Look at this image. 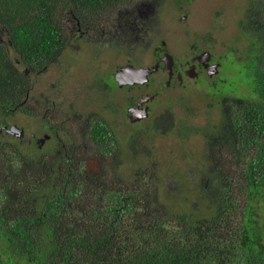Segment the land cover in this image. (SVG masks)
I'll list each match as a JSON object with an SVG mask.
<instances>
[{
  "label": "trees",
  "instance_id": "trees-1",
  "mask_svg": "<svg viewBox=\"0 0 264 264\" xmlns=\"http://www.w3.org/2000/svg\"><path fill=\"white\" fill-rule=\"evenodd\" d=\"M109 1L0 0V123L39 125L34 110H26L37 116L34 122L10 119L24 117L34 84L28 72L65 46L62 14L73 5L102 11ZM247 2L239 26L251 43L256 94L215 100L223 111L212 123L236 132L235 144L228 137L227 161L220 163L207 146L198 169L199 162L184 156L181 135L165 145L167 152L141 153L125 123L104 132L116 135L105 141L112 144V162L94 169L56 154L42 157L40 148L3 130L0 264H264V0ZM213 107L209 102L208 114ZM110 172L116 179H105Z\"/></svg>",
  "mask_w": 264,
  "mask_h": 264
},
{
  "label": "flooded vegetation",
  "instance_id": "flooded-vegetation-1",
  "mask_svg": "<svg viewBox=\"0 0 264 264\" xmlns=\"http://www.w3.org/2000/svg\"><path fill=\"white\" fill-rule=\"evenodd\" d=\"M195 5V0H112L96 12L73 5L62 14L65 46L49 63L28 72L34 84L23 104L24 117L34 122L37 116L26 110L36 111L39 125L6 121L0 132L40 148L42 157L56 154L61 162H87L96 169L112 162V144L105 141L114 142L116 135L104 132L127 123L141 153L167 152L165 145L181 135L184 156L199 162L198 169L207 146L226 162L228 137L232 145L236 141L234 127L228 135L225 123H212L223 110L208 114V95L190 86L201 77L213 79L223 65L216 30L189 27ZM23 68L27 71L26 64ZM106 178L116 176L110 172Z\"/></svg>",
  "mask_w": 264,
  "mask_h": 264
},
{
  "label": "rangeland",
  "instance_id": "rangeland-1",
  "mask_svg": "<svg viewBox=\"0 0 264 264\" xmlns=\"http://www.w3.org/2000/svg\"><path fill=\"white\" fill-rule=\"evenodd\" d=\"M247 1L249 0H195L194 15L189 17V27L203 26V28L214 29L217 32L215 34L223 43L220 47L223 53V65L220 73L213 79L201 77L196 85L190 84L191 91L208 95L205 102L215 104L214 112L220 110L215 101L220 98H255L254 64L253 62L249 63L248 56L251 43L246 37L247 34L239 26L244 16L245 3H249ZM3 36L4 34H2V39ZM9 50L13 58L23 68L14 48L9 46ZM3 117L0 112V118ZM10 119L19 123L25 121L21 113H18L17 117H10ZM235 191L237 193L238 189L236 188ZM203 206H206V203Z\"/></svg>",
  "mask_w": 264,
  "mask_h": 264
},
{
  "label": "water",
  "instance_id": "water-1",
  "mask_svg": "<svg viewBox=\"0 0 264 264\" xmlns=\"http://www.w3.org/2000/svg\"><path fill=\"white\" fill-rule=\"evenodd\" d=\"M134 69H135V68H133V70H134ZM136 71H137V69H136ZM139 72H141V71H139ZM142 73H143L144 76H147V73H148V72L144 70V71H142ZM129 75H130V76H133L134 74H129ZM19 130H20V129H19ZM21 131H22V130H21Z\"/></svg>",
  "mask_w": 264,
  "mask_h": 264
}]
</instances>
